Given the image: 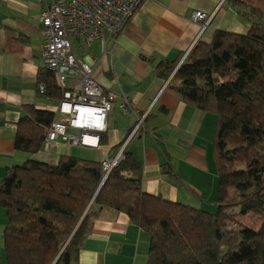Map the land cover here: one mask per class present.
Masks as SVG:
<instances>
[{"label": "trees", "instance_id": "1", "mask_svg": "<svg viewBox=\"0 0 264 264\" xmlns=\"http://www.w3.org/2000/svg\"><path fill=\"white\" fill-rule=\"evenodd\" d=\"M183 57L159 62L157 71L164 78L174 74L171 81L188 102L217 116L214 210L144 192L142 164L127 147L105 180L103 160L29 159L8 167L0 180L8 264H71L99 217L96 206L127 213L149 234L148 264H264V23L254 22L247 34L217 30ZM39 81L45 97L62 98L52 71H40ZM55 115L25 106L16 148L39 152ZM249 214L261 218L258 229L239 222Z\"/></svg>", "mask_w": 264, "mask_h": 264}, {"label": "crops", "instance_id": "2", "mask_svg": "<svg viewBox=\"0 0 264 264\" xmlns=\"http://www.w3.org/2000/svg\"><path fill=\"white\" fill-rule=\"evenodd\" d=\"M45 6L44 0H0V180L8 167L29 159L57 164L67 154L105 160L144 118L127 146L142 164L144 192L215 208L217 116L188 102L157 65L189 53L199 40L211 41L217 30L247 34L254 22L264 23V0H143L120 34L91 46L75 40V54L93 65L96 80L115 96L106 141L101 137L94 148L46 139L39 152L29 153L15 145L25 106L56 111L57 104L38 90L40 71L47 69L40 21ZM196 11L211 16L205 30L192 19ZM125 97L132 102L127 113L120 107ZM95 208L99 217L71 264H148L149 234L125 212ZM7 224L0 205V264H8Z\"/></svg>", "mask_w": 264, "mask_h": 264}, {"label": "built area", "instance_id": "3", "mask_svg": "<svg viewBox=\"0 0 264 264\" xmlns=\"http://www.w3.org/2000/svg\"><path fill=\"white\" fill-rule=\"evenodd\" d=\"M45 9L40 21L44 36V61L57 78L62 98L56 103V115L51 123L47 140H61L74 145L99 147L101 137L108 130V115L115 96L96 80L93 65L79 58L75 40L91 46L104 41L106 34L118 35L130 22L143 0H44ZM192 19L203 23L206 29L211 16L196 11ZM192 50V49H191ZM186 53L181 62L187 57ZM180 62V63H181ZM174 74L170 75L171 81ZM38 90L46 86L39 82ZM120 107L124 113L132 102L123 98ZM144 128V118L131 129L122 146L102 162L103 179L124 159V150L133 137Z\"/></svg>", "mask_w": 264, "mask_h": 264}, {"label": "rangeland", "instance_id": "4", "mask_svg": "<svg viewBox=\"0 0 264 264\" xmlns=\"http://www.w3.org/2000/svg\"><path fill=\"white\" fill-rule=\"evenodd\" d=\"M240 167H243V165H240ZM197 205H200V204H197ZM212 206L213 205L209 206L210 210H214V207H212ZM239 222L245 226L252 228V229H258L261 225V218L255 214H249V215H246V216L244 215V216L240 217Z\"/></svg>", "mask_w": 264, "mask_h": 264}, {"label": "water", "instance_id": "5", "mask_svg": "<svg viewBox=\"0 0 264 264\" xmlns=\"http://www.w3.org/2000/svg\"><path fill=\"white\" fill-rule=\"evenodd\" d=\"M178 68V67H177ZM92 203V202H91Z\"/></svg>", "mask_w": 264, "mask_h": 264}]
</instances>
